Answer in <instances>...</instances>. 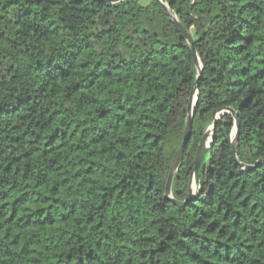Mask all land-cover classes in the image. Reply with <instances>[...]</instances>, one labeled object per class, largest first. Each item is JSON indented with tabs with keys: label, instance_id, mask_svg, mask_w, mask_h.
Returning <instances> with one entry per match:
<instances>
[{
	"label": "trees",
	"instance_id": "trees-1",
	"mask_svg": "<svg viewBox=\"0 0 264 264\" xmlns=\"http://www.w3.org/2000/svg\"><path fill=\"white\" fill-rule=\"evenodd\" d=\"M0 0V264H264V0ZM238 117V141L235 119ZM236 150V158L233 149Z\"/></svg>",
	"mask_w": 264,
	"mask_h": 264
},
{
	"label": "water",
	"instance_id": "water-1",
	"mask_svg": "<svg viewBox=\"0 0 264 264\" xmlns=\"http://www.w3.org/2000/svg\"><path fill=\"white\" fill-rule=\"evenodd\" d=\"M101 1L105 4L112 5V4H117L119 2H122L123 0H101ZM156 1L163 7L164 11L168 15L172 16L170 14L169 10L167 9L166 5L164 4V2H162V0H156ZM172 18L176 22V24L179 26V28L181 29L182 33L184 34V36L186 37V39L190 45V50H191V53L193 56V60H194L196 69L198 71V78L195 81L194 86L192 88L190 103L188 106V120H187V124H186V128H185L184 138H183V141L181 143V146L179 147V149H178V151L174 157V160H173V163L171 166V170L169 173L167 185H166V192H165V197L167 199H169L171 202H173L178 207H184L185 203L187 201H189L196 192V188L198 186V175H199V169H200L201 163L203 161V158H204L206 152L208 151V149L212 145V142L214 139V131H215L216 124L223 117V112L226 110H221L215 114V122L207 130V132L205 133V135H204V137H203V139L199 145L198 152H197L196 159H195L194 175H193L191 182H190V185H189V190L187 193L186 201L185 202L175 201L172 198V186H173L175 174L177 173V171L179 170V168L181 166V163H182L183 158H184L185 149H186L188 142L190 140V137H191L192 123H193V118H194V109H195V105H196V101H197V97H198L199 80L202 77V64L199 60L198 54H197L196 49L194 47V40L186 32V30L183 28V26L178 22L176 17L172 16ZM227 113L232 114L234 116V119H235V137L233 140V144L235 145V143L238 141V129H239L238 117L232 110H228ZM233 155L236 158L235 148L233 149ZM194 185H195V189H194Z\"/></svg>",
	"mask_w": 264,
	"mask_h": 264
},
{
	"label": "bare ground",
	"instance_id": "bare-ground-1",
	"mask_svg": "<svg viewBox=\"0 0 264 264\" xmlns=\"http://www.w3.org/2000/svg\"><path fill=\"white\" fill-rule=\"evenodd\" d=\"M194 188H195V185H194Z\"/></svg>",
	"mask_w": 264,
	"mask_h": 264
},
{
	"label": "rangeland",
	"instance_id": "rangeland-1",
	"mask_svg": "<svg viewBox=\"0 0 264 264\" xmlns=\"http://www.w3.org/2000/svg\"><path fill=\"white\" fill-rule=\"evenodd\" d=\"M195 189V188H194Z\"/></svg>",
	"mask_w": 264,
	"mask_h": 264
}]
</instances>
